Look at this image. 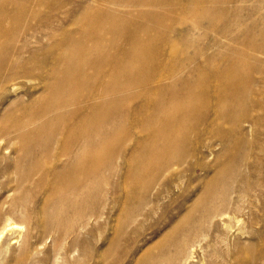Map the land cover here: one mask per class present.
<instances>
[{"label":"bare ground","instance_id":"6f19581e","mask_svg":"<svg viewBox=\"0 0 264 264\" xmlns=\"http://www.w3.org/2000/svg\"><path fill=\"white\" fill-rule=\"evenodd\" d=\"M253 2L252 0H185L169 4L168 9H179L181 18L194 15L201 23L205 22L206 32L213 31L230 42L225 45L229 51L228 55L221 59L224 64L223 70H218L211 76H201L198 67L193 66L197 60V50L192 55L183 54V60L189 65L159 59L162 52L160 45L151 43L152 40H156L155 43L159 40L157 27L163 24V17L158 13L142 14L141 12L138 17L141 16L146 24H141L138 30L126 27L130 23L127 17L136 16L135 14L139 13L136 7L150 4V0H111V4L118 6L116 8L127 9L122 10L127 16L123 18L117 16L113 19L116 27L111 23L109 26H103V29L114 30L116 37L123 36L120 43L115 44L116 37H113L109 40L114 44L106 48L104 46L96 51L82 50L72 54L61 48L59 61L64 62L63 67L66 71L58 77L52 74L46 76L44 91L47 98L39 104H34L33 99L28 104L22 102L19 111L22 110L23 113L20 116L10 113L7 109L0 110V136L5 140L4 148H10L17 154L12 165L4 168V172H9L8 174L11 175L6 192L12 197L10 202H4L7 206L0 228V244L6 248L16 243L17 237L22 236L21 247L16 249L17 254L15 251V264H128L126 255L128 251L122 248L121 242L124 236H127L125 232H119L113 226L93 225L97 223L106 225L109 214L116 205L129 202L135 205L139 216L146 218L155 214V210L161 205V200L174 191L178 198L190 200L182 221L161 233L148 248L147 255L137 257L133 264L205 263L201 257L197 258V252L203 246L208 247V240L212 233H217V226H221L223 232H228L229 226H232L231 222L239 221L237 214L245 209L244 203L251 196L253 198L258 188L254 187L251 180L241 172L246 168V158L251 153L249 151L253 152L247 146L252 147L251 149L253 146L246 144L247 146L243 147L240 139L230 143L224 133L217 131L215 137L223 143L224 151L232 147L236 153L225 156L224 161L214 170L212 178L202 181L197 188L187 189L182 179L183 165L188 158L196 155L197 150L188 148L189 138L181 135L178 127L196 115L199 124L208 122L212 125L222 115L227 116L228 123L245 121L243 120L245 103L253 85L251 81V83L245 82L253 72L252 65L249 67L245 63L255 61L256 55L264 54V11L260 12L263 6L260 7L261 2L258 3L257 0ZM262 2L261 4H264V1ZM246 3L253 5L246 7ZM240 4H245V7ZM85 5L82 4L81 8L86 9ZM224 18L225 23H221ZM200 27V23H194L192 30ZM96 28L101 29L102 24H96L89 32L85 30L80 32L79 29L80 37L77 38L66 35L60 44L62 47L69 44L78 47L87 40L100 42L99 30ZM187 34V31L182 30L180 41ZM171 41L168 40L167 45ZM237 45L243 46V49L250 48L254 54ZM24 47L25 45L20 46L19 51L23 52ZM0 48L1 100L6 99L10 88L15 91L16 80H38V78L32 67L26 68L24 64L21 66L10 59L6 60L7 50ZM117 54L123 58L121 63L115 59ZM215 59L216 56L208 55L205 57V64L209 65ZM260 61L262 63L264 60ZM126 68L131 69L132 73L126 72ZM187 69L190 71L184 72ZM69 73L76 75L72 77ZM107 77L109 82L97 81L98 78ZM225 78L226 81L223 82L222 79ZM162 79L170 82L166 85L162 84ZM119 80L126 82L127 85L123 86ZM195 80L200 84L222 81L223 85L218 88L216 86L212 92L205 90L200 92V97L208 104L220 96H225L228 99V106L215 104L212 118L207 120L208 117L203 110L209 108V105H203L204 108L197 110L191 102L187 106L181 104V108L176 113L172 111L167 115L161 114L167 105L165 101L142 103L139 110L134 111V118L140 119V110L146 108L148 112L146 124L136 121V124L132 125L133 135H119L120 128L116 125V120L121 114L117 106L124 102L119 95L124 96L133 90H139L141 93L136 94L134 99L142 97L143 94H159L164 99L180 95L189 97L188 93L197 88ZM177 85L180 87L176 90ZM24 95L27 94L17 95L14 101H21ZM99 99L101 101L87 104L89 101ZM31 103L32 105L29 106ZM261 119L262 122L264 118ZM248 122L254 123V121ZM261 124L259 126L264 129ZM28 126L33 128L29 132H24ZM138 134L140 136H137ZM109 136H114V139L117 136L116 144L114 139L109 140ZM129 146L135 148V153L130 159L137 164L144 162L142 167L126 172L124 176L117 175L115 180L106 178L103 173L110 172L114 175L117 172L115 166L124 159L128 160L125 153ZM94 148L97 150L94 151ZM206 148L208 155H211V145H207ZM173 152L177 153L173 154ZM42 160L49 165L34 169L33 164ZM26 161L29 162L25 164ZM45 180H48V184L43 185ZM132 181L135 183L131 186ZM40 185L42 187H39ZM130 186L133 188L132 195H124L122 198L120 192L122 189L126 192ZM35 190H40L43 196L33 216H30V212L27 213L30 209L27 198L28 194ZM172 202L164 204L163 207L167 208ZM95 203H100L101 207L97 214L94 213ZM1 208L3 207L0 205ZM16 217L26 226L32 221L35 233L28 228L29 231L25 230L26 232L22 234V225L13 220ZM107 227L113 230L112 234L102 238L101 234ZM165 227L152 226V236ZM7 233L16 236L5 240ZM45 238L51 239L49 245H46ZM81 238L85 239L84 243H81ZM91 238L93 242L88 240ZM227 241L226 239L224 244L229 263L256 264L257 252L250 249L243 250L244 253H241L246 260L243 262L237 252L229 250L230 246L237 245V242ZM38 246L46 247V252L40 257ZM139 250V247L134 246L132 255Z\"/></svg>","mask_w":264,"mask_h":264},{"label":"rangeland","instance_id":"374dc122","mask_svg":"<svg viewBox=\"0 0 264 264\" xmlns=\"http://www.w3.org/2000/svg\"><path fill=\"white\" fill-rule=\"evenodd\" d=\"M150 1H151L150 4H145L136 7V11L139 13L135 14L136 16L127 17L128 18L127 21L130 23L126 27L132 30H138L141 24H146V22L142 20L141 16L138 17V15H141L140 14L141 12L142 14L158 13L159 15H161L163 17V24L157 27L158 28L157 32H159V37L157 38L159 40L157 41V43H155L156 40L151 41V43L153 44L160 45V49L162 51L161 54L159 55L160 60L163 59L162 61L170 60L174 62L178 61L177 63L179 64L183 63L189 65L187 64L188 63L187 61L183 60V54L186 53L188 55H192L194 51L197 50V58H196L197 60H195L193 66L198 67V72L201 76L202 75L211 76L213 73L217 72L218 70H223L224 64L221 61V59L223 57H226V55H228L229 53L227 48H225V45L229 42L228 40L223 39L220 35H218L213 31L206 32L204 29L205 22L201 23V21L194 15L188 16L186 18L184 17L181 18L179 16L178 8L168 9L169 4L184 2L185 0H150ZM252 1H254L253 3H255V0ZM257 1L258 3L259 2L263 3L262 1L264 0H257ZM110 2L111 0H0V47L5 48V50H7L6 60L10 59L14 62H17L16 64L18 65L20 64L21 66L22 64H24V66H27L26 68L32 67L35 70L36 78H38V80L37 79L16 80L14 82V87L16 86L15 91H12L11 90L12 88H10L7 91L6 99L0 100V110L2 111L4 109H7V111H10V113L20 116L22 115L21 113H23L22 110L19 111V107L21 106V104L23 103L28 104V102L31 99H33L32 102L34 104L37 103L39 104L40 101H43L44 99L47 98V95L44 91L45 78H47L51 74L58 77L66 71V70L64 71V67H63L64 62L61 60L59 61L61 48L65 49L68 53L72 54V53L81 52L82 50L96 51L98 49L103 48L104 46L106 48L107 46L114 44L109 40V39L112 40L113 37H116L113 32L114 30H110L105 27H104L105 29H103V26H109V24L111 23L113 24L114 27H116L117 25L113 23V19L116 18L117 16L118 18H123L127 16L124 13V11L127 9L126 8L120 9L121 8L120 7L119 10L118 8H116L118 6L115 7V5L111 4ZM253 3L252 4L246 3L247 5L246 7L252 6ZM261 3L259 6L260 7L263 6L262 8L264 9V4ZM82 4H86L85 6L87 8L82 9L81 8ZM240 5H244L245 7V4H240ZM262 8H260L261 13H263L262 11H264ZM54 10L55 12L53 13ZM225 18L221 21V23H225L226 21ZM194 23L196 24L200 23L201 27L199 29L192 30ZM96 24L97 25L102 24L101 29L96 28L99 30L98 33L101 38L100 42H96L94 40H87V41H83L82 44H80V46L78 47H73L72 44H69L67 46L63 45V47L61 46L60 43L64 40L66 35L68 36L70 35V37L73 38L80 37V32L82 30L89 32L90 29ZM36 27H38L37 30ZM40 28L41 30H39ZM79 29H81L80 32ZM182 30L187 31L188 34L184 36L182 41H180V35ZM117 33L118 32H116V35ZM122 40H123V36H121L120 38L116 37L115 44L120 43ZM168 40H172V41L170 44L167 45L166 42ZM222 41L224 46H221L223 45ZM23 45H25V47L23 48V52H20L19 48L20 46ZM130 46H132L131 43ZM238 46L239 48L241 47L243 49V46L237 45V47ZM243 50L247 51L250 54H254V51L251 50L250 48H244ZM211 54L216 56V59L213 62H211V64L207 65L205 64V57ZM263 55L264 54L256 55L255 61L245 63V65L248 64L247 66L249 67L252 65L251 68L254 72V73L253 72L250 73L251 76H249L248 79L247 78L245 79V82L248 81L249 83L253 82L251 88V94L249 97H247L245 103L243 120H245L246 122L243 121L244 123L243 122L240 123L239 121H236L235 123H228L227 116L222 115L219 116V118L216 120V123L212 125L209 124L208 122H206L205 124L204 123L199 124L197 123L198 115H196L192 119L184 122L178 127V131L180 132V134L186 137L188 136L187 138H189L188 139L189 143L187 144L188 148L193 149V151L197 150L196 155L194 154L190 158H188L186 160V163H184L183 165L182 179L183 181H185L183 182L185 188L187 189L191 187L197 188L198 186L201 185L202 181L209 180L210 178H212L214 170L219 166V164H221L224 161L225 156L231 153H236L234 152L232 147L231 149L224 151L223 143L215 137L217 136L216 135L217 131L224 133L227 139L230 140L229 141L230 143H232V141L234 140L240 139L243 147L247 146L246 144L248 145L252 144L251 146H253V149H251L252 147L247 146L248 149L250 148V150H253V152L249 151L251 153L248 154L249 155L248 158L251 159L249 160L248 158H246V163H247L246 168L244 170L242 169L241 172L249 180H251V183L253 184L254 187L256 188L258 187L257 189L262 187L261 189L258 190L259 192L261 191L260 192L261 194L256 189L255 190L256 194L255 193L253 194V198L251 196L249 200H247L244 203L245 209L237 214L238 215L237 219L239 221L238 222L232 221L231 222L232 226H229L228 232H223L221 226L219 227L217 226V228L214 227L217 229V233L216 232L212 233L210 240H208V247L203 246L202 249H200L196 254L197 258L201 257L203 263L205 262L206 264L207 262L209 264H219V263L231 264L229 263L228 257L225 254L226 248L224 243L226 239L228 240L227 241L228 243L237 242V245H231L229 250L231 252H237V254L240 255L243 262H246V260L243 259V255H244L242 254L244 253L243 250L250 249L251 251L253 250L254 252H257L258 258L256 264H264V201H263L264 200V165H263L264 164V147H263L264 129L262 126H259L261 123H262L261 125L264 126L263 123L264 120L261 122L262 120L261 118H264V116H262L264 115V90H263L264 66L262 65L264 64V61H262V63L260 61V60H264ZM115 59L118 61V63H121L123 58L117 54ZM189 71H190L189 69L184 70V72H189ZM126 72L132 73V70L126 68ZM69 75L73 77L76 74L69 73ZM183 75H185V73H183ZM98 79H97L98 82H106V81L109 82V77L101 78L99 80ZM260 79L263 80L261 81ZM195 81L194 82L195 85L197 84V88L195 90H192L191 93H188L189 97L185 95H180V96H175L171 98L168 97L164 99L163 96L159 94H143L142 97H139L138 99H134L133 97L136 96V94L141 93V91L139 90L137 91L133 90L134 92L132 91L128 95H124V96L119 95L120 99L124 100V102L121 105L117 106L118 112L119 114H121V116H119L118 119L116 120V125H118V127L120 128L119 135L121 136L133 135L131 134L132 125L136 121L144 122L146 124L148 117L147 116L148 112L146 108L140 110L139 112L141 113L140 119L134 118V111H138L142 103H147V102L160 103L165 101L167 105L165 110L161 114H167V115H170L172 111L176 113L181 108L180 107L181 104L183 106H187L191 102V105L197 110L198 109L201 110L202 108H204L203 105H209V108L203 110V113H205L208 117L207 120L212 118L211 117L213 114L212 109L215 104H220L223 107L228 106V99L225 96H220V98L211 101L208 104L204 103L200 97V92H202L203 90L207 92H212L216 86L218 88L222 84V81L225 82L226 78L222 79V81H218L210 84H203V83L200 84L199 82L198 84L197 83L198 80ZM168 82H170V80L165 81L164 79H162L161 81V83L165 85ZM194 82H192V84H194ZM119 83L122 84L123 86L127 85L126 82H123L121 80H119ZM179 87L180 86L177 85L175 89L177 90L179 89ZM257 87L260 88L258 89ZM183 91H184V87L182 88V92ZM23 94H27V95H24L21 101L19 102L14 101L17 95L21 96ZM99 101H101V99H99L98 101L97 100L89 101L87 102V104L89 105L91 103L99 102ZM258 103H261L262 105L261 104L259 105ZM31 105L32 103L29 106ZM249 106H251L252 108L251 107L249 108ZM259 108L261 110H259ZM247 120L251 122L254 121V123H250ZM259 122L261 123L258 124ZM238 125L239 128L241 127L240 129L238 128ZM32 128L33 126L31 127L28 126V128L26 127L24 132H29ZM137 136L140 135L138 134ZM113 139L114 136H109L110 141H112ZM116 139L117 136L114 139L115 144H116ZM259 142H261L262 144H259ZM4 144H5V140H3V137L0 136V202H1L0 205L1 207H3L0 209V216H1L0 228L2 227L3 224V217H4L3 213L7 206V204L5 203L10 202L11 201L10 199L12 197L9 195L8 192H6L9 186L8 185L9 177H11V175L8 174L9 172L5 173L4 168H7L8 166L12 165L13 161L17 157V154H15L13 150H11L10 148L5 149ZM207 145H211V150H212L211 155H208V151L206 148ZM202 146H204V148ZM93 150L96 151L97 149L94 148ZM134 153H135V148L133 146H129L125 153L128 160L124 159L115 166L116 167L115 171L117 172H115L114 175L110 174V172H105L103 173V175L106 178L109 179L112 178L113 180H115L117 175L124 176L126 172L133 171L137 167H142V164L144 162H139L137 164V162H134L132 159H130L134 155ZM175 153L177 152H173V154ZM199 153L200 154L203 153L204 156L199 155ZM27 162L29 161H26L25 164H27ZM47 165H49V163H47L45 160H42L37 164H33L34 166L33 168L40 169L47 167ZM134 181L131 182L130 184L131 186L135 183ZM254 182H256V184ZM44 184H48V180L43 181V185ZM131 186L127 188L126 192H124V190L122 189V191L120 192L121 197L124 195L127 196L132 195L133 188ZM39 187H42V185H40ZM101 188L103 187L101 186ZM35 191H31L32 193L30 192L27 198V200L29 201V208H30V209L28 208L29 210L27 211V213L29 214L30 212V216H33V212L37 208L43 196L40 190H35ZM175 193L176 192L174 191L170 195H166V197L168 198L166 199L165 197V199L163 198V200H161V205L157 208V210H155V214L153 213L146 218L139 216L138 210L136 209L135 205L129 202L126 204H117L116 207L109 214L106 225H102V223H100L101 225H99V223H97L93 226L95 227L113 226V228H116L117 230H119V232L124 231L127 236H124L123 238L124 240L121 241L123 244L122 248H126L128 251V253L126 254L128 264H133L137 257L138 258L139 256L145 257L147 255L148 248L160 236L161 233L167 231L170 226H175L176 223L182 221V218L184 217L187 208L190 204V200L188 201L186 199L178 198ZM170 200L173 201L171 205L168 206L167 208L163 207L164 204H168L169 202H171ZM163 201H165V203ZM100 209H101L100 203L96 204L94 207V211H95L94 213L97 214L98 210ZM1 213L3 215H1ZM16 218H14L13 220L14 222L20 223L22 225L23 227L21 231L22 234L29 230L35 233V230L33 229L34 226L32 228L33 225L32 221L26 226V224L23 221H20L18 220V218L17 219ZM152 226H166V227L160 229L155 236H152L151 234ZM112 231H113L112 229L109 230L107 227L105 231L102 232L101 237L104 238L110 236L112 234ZM14 236L16 235L14 234ZM14 236L9 235V233H7L4 239L9 240L11 237ZM15 240L17 241L16 243L11 244L6 248L4 246H1L2 244H0V264H15L14 258L16 257L17 250L21 247L22 236L17 237V239ZM80 240H82L81 243L85 242L84 238H81ZM88 240L90 242H93L92 238ZM50 241H51L50 238L48 239L45 238V242H47L46 245H49ZM134 246L135 248L139 247L140 250L135 255H132ZM38 248H39V253L41 252L40 255L38 254L40 257L41 255H43V253L46 252V247H43L44 248L43 249L42 246H38ZM1 251H2V255H1Z\"/></svg>","mask_w":264,"mask_h":264}]
</instances>
